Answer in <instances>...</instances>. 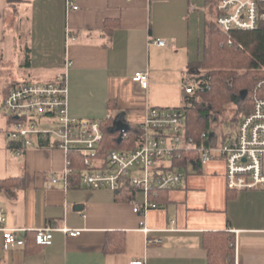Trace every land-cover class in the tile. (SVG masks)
Wrapping results in <instances>:
<instances>
[{"label":"crops","instance_id":"1","mask_svg":"<svg viewBox=\"0 0 264 264\" xmlns=\"http://www.w3.org/2000/svg\"><path fill=\"white\" fill-rule=\"evenodd\" d=\"M209 1L0 0V86L8 85L0 87V104L20 81L48 82L66 72L71 116L111 117L104 128L116 135L111 130L123 119L135 132L151 107L171 108L180 83L194 73L212 19ZM14 71L21 76L12 78ZM138 72L147 74L146 88L133 80ZM12 121L0 109V181H7L0 188V226L26 229L19 232L25 244L6 248L0 230V264H209L204 238L210 232L233 234L235 264H264V190L228 189L223 161L199 171L190 161L176 165L186 174L183 184L151 193L158 207L135 212V202L146 200L143 191L124 200L109 188L54 184L68 166L66 153L36 143L16 155L21 142L9 137ZM211 133L215 144L229 138ZM47 226L55 228L53 242L39 245L35 230Z\"/></svg>","mask_w":264,"mask_h":264},{"label":"built area","instance_id":"2","mask_svg":"<svg viewBox=\"0 0 264 264\" xmlns=\"http://www.w3.org/2000/svg\"><path fill=\"white\" fill-rule=\"evenodd\" d=\"M220 30L231 34L235 30L255 31L264 23V0H216ZM70 8H76L71 1ZM158 45L165 41L157 40ZM232 44L233 41L229 40ZM71 62H67V67ZM143 88L148 86L147 74L138 72L133 77ZM194 74L183 81V92L188 95L204 90V85ZM207 85V84H206ZM264 86V79L257 88ZM210 88L209 85H207ZM67 73H61L48 82L23 80L4 97L0 109L13 118L9 137L21 145L16 155L35 146L36 143L50 144L62 149L68 157V166L61 177H53L54 184L63 181L66 189L78 181L87 189L109 188L118 191L133 188L143 191L146 200L135 202L134 211L142 212L157 208L149 199L151 193L180 187L186 174L174 168L175 162L184 160L205 164L220 159L226 168V184L231 190H264V94H254L252 107L241 120L236 136L219 144L213 135L202 132L193 136L187 125V113L179 107L148 110L146 120L134 130L138 139L128 149L109 148L101 155V146L106 131L104 124L96 119H78L70 115L68 108ZM49 125V126H45ZM130 130L118 131L116 142H123ZM188 155V156H187ZM72 158L82 161V168H75ZM5 221L0 209V224ZM5 247L24 245L25 239L19 232L26 229L1 227ZM52 226L35 230L39 245L53 242ZM71 236H78L79 229H62ZM143 231L148 233L149 228ZM149 244L158 245L160 239H149ZM129 264H147L143 259H134Z\"/></svg>","mask_w":264,"mask_h":264},{"label":"trees","instance_id":"3","mask_svg":"<svg viewBox=\"0 0 264 264\" xmlns=\"http://www.w3.org/2000/svg\"><path fill=\"white\" fill-rule=\"evenodd\" d=\"M209 3L212 19L207 23L203 57L192 63L191 68L193 75L210 88L205 84L204 90L192 95L183 92V103L179 107L187 113L189 132L193 136H199L205 131L217 132L227 120L237 129L244 115L252 107L253 95L264 94V86L262 90L257 88L259 81L264 79V23L255 31L235 30L227 35L220 30L217 23L219 14L216 0H210ZM229 40L233 43L230 44ZM29 58L26 57L27 62ZM112 122L109 117L103 124L106 127ZM222 134L226 139L224 133ZM231 134L232 132H229V138L233 137ZM116 136L115 133L106 132L101 155H106L109 148L123 147L124 144L134 143L138 139V135L133 131L120 143L115 141ZM189 163L187 157L175 162L174 166ZM202 165L200 161H196L194 168L199 171ZM79 166H83L82 161ZM6 182L0 181V188ZM136 193V189L128 187L117 191L118 198L124 200L134 199ZM204 244L208 251L209 264H235L232 233H207Z\"/></svg>","mask_w":264,"mask_h":264},{"label":"rangeland","instance_id":"4","mask_svg":"<svg viewBox=\"0 0 264 264\" xmlns=\"http://www.w3.org/2000/svg\"><path fill=\"white\" fill-rule=\"evenodd\" d=\"M20 76L21 75H20L19 71H14L13 72V76L11 75L12 78H18ZM6 82H7V80L5 82H3L0 87H7L8 85L6 84ZM182 88H183L182 87V83H180V88L178 89L179 94H178V96H176L175 103L171 106V108H174V106H176V107L181 106V92H182ZM1 92L2 91L0 90V93ZM237 129H236V127L234 125H232V122L229 123V120L225 121L224 125L220 127L221 132L224 133V136H226V138L229 137V132H232L231 136L236 135ZM118 148H120V147H118ZM122 149H123V147H122ZM216 160L220 161V159H216Z\"/></svg>","mask_w":264,"mask_h":264},{"label":"water","instance_id":"5","mask_svg":"<svg viewBox=\"0 0 264 264\" xmlns=\"http://www.w3.org/2000/svg\"><path fill=\"white\" fill-rule=\"evenodd\" d=\"M130 129V125L125 122L123 119H117L115 121V126L113 127V129L111 130L112 132H118L121 130H129Z\"/></svg>","mask_w":264,"mask_h":264}]
</instances>
